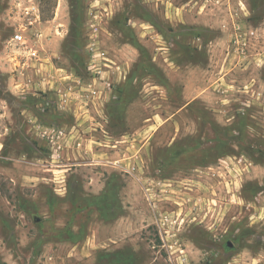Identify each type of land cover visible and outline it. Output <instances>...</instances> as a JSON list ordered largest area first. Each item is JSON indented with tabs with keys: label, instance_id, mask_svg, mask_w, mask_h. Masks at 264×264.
<instances>
[{
	"label": "rangeland",
	"instance_id": "rangeland-1",
	"mask_svg": "<svg viewBox=\"0 0 264 264\" xmlns=\"http://www.w3.org/2000/svg\"><path fill=\"white\" fill-rule=\"evenodd\" d=\"M0 264H264V0H0Z\"/></svg>",
	"mask_w": 264,
	"mask_h": 264
},
{
	"label": "built area",
	"instance_id": "built-area-1",
	"mask_svg": "<svg viewBox=\"0 0 264 264\" xmlns=\"http://www.w3.org/2000/svg\"><path fill=\"white\" fill-rule=\"evenodd\" d=\"M22 13L24 15L25 18V22L22 23L20 25V27L16 30V32L10 37V41L14 42V43H21V44H25L26 43V39L23 36V31L26 30L27 27L32 26L34 23H40V12H39V8L36 4H34L33 2H29L28 5L23 7ZM245 36H246V31H243L240 29V27H238V32H237V38H235V42H236V50L238 52H241L243 55H245L244 53V47L246 44V40H245ZM28 54L30 56L35 55V51L32 48H29V50L27 51ZM92 90V88L90 89ZM94 91V90H93ZM70 91H66L64 93H61V95H59V101L58 104L63 107H66L65 105L67 104V101L70 98ZM80 94V93H78ZM92 94V93H87V97ZM58 135L51 130L47 136L51 139L59 136V134H62L61 131L57 132Z\"/></svg>",
	"mask_w": 264,
	"mask_h": 264
},
{
	"label": "water",
	"instance_id": "water-1",
	"mask_svg": "<svg viewBox=\"0 0 264 264\" xmlns=\"http://www.w3.org/2000/svg\"><path fill=\"white\" fill-rule=\"evenodd\" d=\"M227 244H228V245H230L231 243H230V242H228Z\"/></svg>",
	"mask_w": 264,
	"mask_h": 264
}]
</instances>
